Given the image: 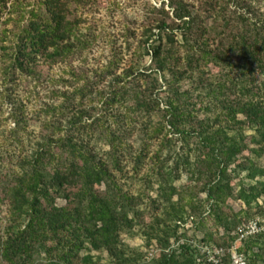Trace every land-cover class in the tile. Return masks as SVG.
<instances>
[{
    "label": "trees",
    "instance_id": "1",
    "mask_svg": "<svg viewBox=\"0 0 264 264\" xmlns=\"http://www.w3.org/2000/svg\"><path fill=\"white\" fill-rule=\"evenodd\" d=\"M9 2L0 32V81L9 85V93L1 91V97L11 99L19 80L52 86L55 100L33 112L40 131L31 152L20 154L14 166V155L0 153V164L9 162L0 170V264H96L101 257L94 252L104 251L114 264H144L121 242V232L141 221L142 195L124 190L118 177H128L131 162L138 175L148 158L154 167L145 177L164 178L154 201L170 208L163 211L170 222L156 216L147 232V242L156 240L160 248L149 264H199L197 247L172 243L185 236L179 234L182 225L202 214L203 204L193 196L181 203L173 179L182 169L201 182L210 204L208 217L217 229L204 241L232 246L244 220L225 207L234 191L231 172L245 170L255 180L239 190L238 198L247 210L255 206L264 212L259 205L264 179L258 178L264 169L253 158L240 157L246 150L264 155V13L247 0H207L198 9L185 0L149 3L130 63L122 66L125 55L113 46L107 63L90 68L74 62L98 40L87 18L97 0H0V15ZM231 3L237 6L229 14ZM84 25L90 31L85 35L80 33ZM125 34L136 37L137 28L127 25ZM146 55L150 65L142 63ZM209 64L221 70L215 81L206 74ZM56 66L62 69L53 75ZM195 76L198 89L207 90L204 98L212 100L206 107L214 113L212 121L198 117L191 91L182 89V82ZM15 107L10 114L14 132L26 131V106ZM154 112L162 118L150 129L144 125L136 149V124ZM246 128L253 130L250 142ZM169 134L179 135L183 146L195 143V157L178 152L163 160L162 148L172 142ZM100 141L108 146L102 153ZM156 142L159 149L150 155ZM171 158L172 168L163 167ZM59 198L65 205L57 203ZM219 228L222 243L216 238ZM256 247L264 251L263 232L248 236L239 251L257 258L262 252Z\"/></svg>",
    "mask_w": 264,
    "mask_h": 264
},
{
    "label": "rangeland",
    "instance_id": "2",
    "mask_svg": "<svg viewBox=\"0 0 264 264\" xmlns=\"http://www.w3.org/2000/svg\"><path fill=\"white\" fill-rule=\"evenodd\" d=\"M193 7L198 9L200 5L207 0H185ZM221 4H223V0H219ZM251 3L259 13H264V0H247ZM10 3H8L7 9L2 12L0 15V32L5 28L4 21L9 17V8ZM153 4L160 6L159 0H97V3L88 7V10L91 12L87 16L84 14V17L87 16L88 20L92 25L91 33H95L97 35V41L93 43L92 48L86 50V54L83 58H77L74 62V65H86L88 67H97L101 64L107 63L111 54V47L117 46L121 48L122 53L125 55V61L122 66H126L130 63L134 50L141 40V31H142V23L144 20V16L146 15V5ZM235 3H231L229 6L228 13L231 14L235 8ZM99 7V8H98ZM98 8V9H97ZM86 13V12H85ZM17 15L14 13L13 16ZM205 16V14H204ZM208 24H212V19H208ZM220 22H222L220 20ZM88 25V24H87ZM87 25L81 27L82 34L89 33V29ZM127 25L132 26L133 28H137L136 37L130 36L129 39L125 36V30ZM8 27H11L9 24ZM131 43L130 49L128 48L126 39ZM220 38V37H219ZM218 39L212 45L216 47L218 45ZM178 48L183 52L185 50L184 45L180 41L178 44ZM143 64L150 65L151 59L146 55L142 59ZM3 63V62H1ZM206 68L207 76H212L211 80L215 81V77H218L221 72L220 68L217 65L209 64ZM61 66H56L53 75L61 71ZM121 71V70H120ZM234 77V75L232 76ZM197 76L194 79H188L182 82L183 90H190L192 95V103L196 105V114L200 119H204L209 117L211 121L214 119L213 111L207 110V105L212 102V100L205 99V93L207 90L198 89L197 84ZM18 88L11 93V99H4L0 93V153L5 155L11 154L14 155V164L19 160V155H25L28 151L31 152L32 146L34 145V141L37 137V134L40 131V123L37 122L35 118H33V112L38 110L41 105L44 103H52L55 100L54 97H51V88L52 86L46 84L45 86H36L34 83H26L18 80ZM0 92H7L9 85H5L0 81ZM6 93V94H7ZM163 99H165V94H162ZM22 104L26 106V112L28 116V124L26 127V131L20 130L18 133H15V121L11 118V112L13 111L15 106ZM242 118V116H240ZM162 118L160 113H152L147 115L146 117L141 118V122L136 124L135 128V139L138 141L135 143V148L140 149V143L142 135H144V125H148V128H151L152 123H157ZM143 122V123H142ZM246 141L250 142L251 134L253 130L250 128H246ZM172 137V142L168 143L167 146H163L161 151V157L163 160L175 156L178 152L184 154L189 153L190 157H195V153L193 151L194 144L190 143L188 145L183 146L182 140L179 138V135L169 134ZM23 137L22 143L18 142L20 140L19 137ZM18 140V141H17ZM133 141V139H131ZM251 147H254L251 144ZM192 148V149H191ZM159 149V143H154L150 149V155H152L156 150ZM108 150V146L100 141L97 144V151L102 153L103 151ZM241 159L244 160L245 157H251L256 162L257 165L264 169V155L262 157H257L255 154L250 153V151L246 150L243 155L240 156ZM146 164L142 168L141 172L136 175L133 172V164L132 162L127 166L129 171L128 177H118L120 183L124 190L129 191L134 195H142V199L137 207L143 214L140 223L136 224L132 229H125L121 232V242L123 247L127 249L128 253L134 252L136 256H138V262L149 264L152 263L153 259H155L160 253V248L157 244V241L147 242V232L150 230L151 223H154L156 216L161 219L168 220V215H165L163 212L167 205L164 206L162 202L154 201L158 195V187L160 185V181H163V177H157V175H153L152 177H145L147 174L146 171L151 175L153 172L151 168L154 167V164L148 158L146 160ZM174 163L173 158L166 161V164L163 166L165 168H172ZM9 165L8 161H3L0 164V170ZM156 167V166H155ZM235 166H233L234 169ZM158 169V167H156ZM156 171V170H155ZM146 173V174H144ZM144 175V176H142ZM166 178V177H165ZM263 178L264 177H258ZM231 180L233 183L234 191L233 195L227 200V207H231L235 214H238L240 218L244 221L243 223L236 229L235 235L237 239L232 246H220L218 243H209L204 241L205 235L208 232H215L217 227L214 224V220L211 217H208V210L210 204L206 201V194L201 192V182L196 178L192 177L191 174L185 169L181 170V176L175 177L173 179V183L177 186L180 191V196L183 197L181 201L182 204H187L191 201L192 196L195 203H202V214H198L195 216L194 220H188L185 225H182L180 228V233H184L185 236L181 238L179 243H176L175 239H172V243H174L173 247H177L179 244L183 242H188L192 244L194 247H197L200 250L201 256L199 257V264H264V251H261L260 247H256L254 251L256 253H261L260 257H250L248 254L241 253L239 249L243 247L244 241L247 240L249 235V231L252 230V223L255 221L259 222L264 229V212L257 210L255 206L252 209L247 210V206L245 203L238 198L239 190L244 187L248 188L249 186L255 183V180H252L248 177V173L245 170L238 169L236 171L231 172ZM102 188L105 186L102 185ZM178 199V195L174 196V201ZM59 205H65L66 201L64 198H59L57 200ZM259 205L264 208V197L259 199ZM189 215L191 209L189 206L186 207ZM248 211V212H247ZM248 213V214H247ZM201 217H204V221L201 222ZM219 234H217L216 238L219 243L223 242L221 238L223 235V229L219 228ZM264 233V231H263ZM95 255L100 256L101 260L96 264H114L112 258L108 255L107 251L102 253L94 252ZM45 256L43 253L39 255V259H42ZM229 256L231 262H229Z\"/></svg>",
    "mask_w": 264,
    "mask_h": 264
},
{
    "label": "built area",
    "instance_id": "3",
    "mask_svg": "<svg viewBox=\"0 0 264 264\" xmlns=\"http://www.w3.org/2000/svg\"><path fill=\"white\" fill-rule=\"evenodd\" d=\"M252 230L249 231V235H255L257 233H261L264 231V229L262 228V225L259 224V222L255 221L254 223H252Z\"/></svg>",
    "mask_w": 264,
    "mask_h": 264
}]
</instances>
